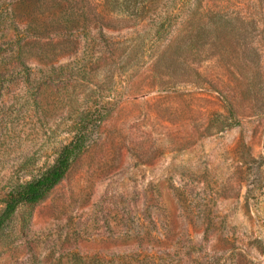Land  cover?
Segmentation results:
<instances>
[{
    "label": "rangeland",
    "instance_id": "obj_1",
    "mask_svg": "<svg viewBox=\"0 0 264 264\" xmlns=\"http://www.w3.org/2000/svg\"><path fill=\"white\" fill-rule=\"evenodd\" d=\"M106 1L0 0V264H264V0Z\"/></svg>",
    "mask_w": 264,
    "mask_h": 264
},
{
    "label": "trees",
    "instance_id": "obj_2",
    "mask_svg": "<svg viewBox=\"0 0 264 264\" xmlns=\"http://www.w3.org/2000/svg\"><path fill=\"white\" fill-rule=\"evenodd\" d=\"M105 4L107 6L102 5L103 12L102 15L100 14V17L96 15V13L99 11L98 6H92L91 4H89L88 11L84 12L83 15H78L76 9L71 8L74 9L73 11L76 16L74 18V23H76V21H78L77 18L80 19V17L84 18L85 24L88 25H91L93 21L96 20L95 18H97L96 21L103 20L105 23L103 25L107 28L109 27L108 23L110 21L118 22L119 20L118 18H113L110 16V14L111 13L114 14L117 9L116 2L112 0L109 1L107 0ZM122 5L123 6L121 8L125 11H132L135 8L139 10L140 8L139 2H137V0L136 2L134 0H127L126 3L123 2ZM49 9H55V8L53 6H50L47 1L39 4V11L41 13L43 10L48 11ZM105 11H107L110 14L106 13ZM125 21L127 22L131 21V18L125 19ZM218 22L222 28L225 29L229 28L228 27L229 21H226V19L221 17L219 18ZM73 27L75 28V26ZM59 30L60 29L57 28V26H54L53 30L49 32V34L51 33L58 34ZM176 42H178L177 38L172 40L170 42V45L162 50L158 61H160L164 56L168 55V52H170L173 49V46L176 45ZM229 113L232 115H234L235 113L232 105L230 104H229ZM83 143H84V138L81 135H78L73 141H71V143L64 146L57 160L50 168L45 170L39 177L31 180L30 182L19 185L8 195L5 201V208L2 214H0V233L3 231L4 227L12 220V218L14 217L15 213L17 212L18 208L21 205L23 204L34 205L40 202L56 185H58L61 182V180L65 177L71 165L72 159L83 149Z\"/></svg>",
    "mask_w": 264,
    "mask_h": 264
}]
</instances>
